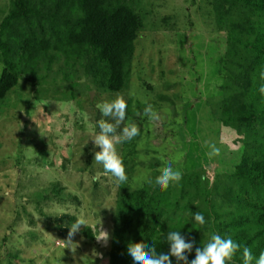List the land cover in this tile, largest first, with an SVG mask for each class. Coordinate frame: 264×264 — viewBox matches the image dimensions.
Returning <instances> with one entry per match:
<instances>
[{"label":"rangeland","instance_id":"374dc122","mask_svg":"<svg viewBox=\"0 0 264 264\" xmlns=\"http://www.w3.org/2000/svg\"><path fill=\"white\" fill-rule=\"evenodd\" d=\"M121 1L143 26L135 41L129 83L119 93L98 85L73 51L57 53L46 20L17 22L1 38L26 73L0 103V264H109L121 191L94 161L100 149L92 140L100 131L98 121L114 123L102 116L98 105L117 95L128 105L117 133L133 123L140 128L139 135L116 145L132 190L154 188L161 169L169 165L182 176L200 169L208 176L197 189L188 179L169 185L170 204L164 207L168 232L194 240V249L203 247L213 234L230 236L232 229L224 223L242 212L237 198L246 185L233 174L245 137L244 123L235 119L241 108L235 106L244 97L235 93L244 84L250 87L253 69L259 70L257 54L242 41H258L244 29H229L228 19H248L257 26L261 15L230 0ZM36 3L40 8V0ZM11 8L12 0H0V25ZM31 31L51 43V63L46 54L30 66L20 59ZM230 35L241 43L231 41ZM0 65L1 77L5 65ZM149 105L156 119L145 114ZM253 128L264 143V116H256ZM208 145H215L220 154L209 156ZM97 175L99 180L93 179ZM247 191L264 204V186H248ZM197 211L205 217L203 226L194 220ZM73 218L83 219L85 226L68 244ZM212 223L217 230L211 229ZM87 227L95 238L106 231L109 239L90 240L82 233ZM229 264L239 263L232 259Z\"/></svg>","mask_w":264,"mask_h":264},{"label":"trees","instance_id":"16d2710c","mask_svg":"<svg viewBox=\"0 0 264 264\" xmlns=\"http://www.w3.org/2000/svg\"><path fill=\"white\" fill-rule=\"evenodd\" d=\"M41 1L39 8L36 0H12V8L0 25L2 49L0 62L5 65V71L0 77V103L18 85L19 78L26 73V69L19 70L18 65L12 60L13 53L9 44L3 42L1 38L13 29L15 23L26 22L29 25L32 20H46L50 34L55 37L57 53L69 49L83 58L87 73L98 85L107 87L111 93H119L126 89L135 53V41L143 26L142 20L133 9L121 0H50L49 7L46 0ZM229 3L235 7L245 6L256 10L261 15V23L257 26L248 19L237 21L233 18L228 19L229 29L241 31L244 29L245 33H251L258 41L254 44L249 40L242 41L257 54L256 66L259 70L256 73V68L253 69L254 79H250V87H245L244 84L240 93H235L244 97L243 101L235 106L238 110L241 108L235 119L239 118V121L244 123L245 137L243 152L236 157L239 162L233 177L241 179L246 188L241 191V197L237 198L242 212L224 223L226 228L232 229L230 237L241 246L233 260L244 264L242 255L244 247L250 248L256 258L264 252V204L254 201L247 191L248 186L255 188L264 186V143L253 128L256 116H264L262 91L264 75H261L264 73V0H230ZM57 22L61 28L56 29ZM229 37L231 41L241 43L237 37L233 35ZM50 44L49 41L39 40L37 34L31 31L22 48L20 59L25 65L30 66L40 54H46L51 63L54 59L48 55ZM229 63L239 62L229 59ZM255 84L258 85V89ZM126 165L129 166L130 161ZM203 171L204 169L192 171L182 176V180L185 182L188 179V182H192L193 187L197 189L202 177L208 178ZM120 191V201L114 214L113 244L107 255L109 264H134L127 251L130 241L150 245L155 249L154 255L157 256L167 253L170 250L166 239L169 233L167 230L169 213L164 207L170 204L169 187L162 191L156 184L154 188L153 185H147L142 189L132 190L125 182L120 184ZM203 193L205 202L211 203L208 190ZM71 220L75 222L76 218ZM209 225L213 231V227L218 229L215 223ZM82 233L90 240H96L91 227H87ZM194 258L193 248L188 254V259L191 261ZM172 261L176 264L174 257ZM254 263L256 259L252 261V264Z\"/></svg>","mask_w":264,"mask_h":264},{"label":"clouds","instance_id":"9594fccd","mask_svg":"<svg viewBox=\"0 0 264 264\" xmlns=\"http://www.w3.org/2000/svg\"><path fill=\"white\" fill-rule=\"evenodd\" d=\"M0 65V71L3 69ZM264 91V89H262ZM102 116L110 117L113 122L101 119L98 121L99 133L92 140L94 147L100 150L94 153V161L97 164H102L104 174H111L114 182L117 184L125 183L128 180L126 168L123 163V158L118 154L116 145L124 141L131 140L140 134V128L136 124L125 126L121 133H117V129L125 121L127 113V102L122 95H117L111 101H105L98 105ZM145 114L156 119V114L153 112L151 105L145 108ZM211 151L209 156H218L220 150L215 145H208ZM93 179L99 180V175ZM182 179L180 171H174L169 165L161 169V174L156 177L155 183L159 185L162 191H166L171 183H178ZM204 179V177H202ZM194 220L201 226L206 221L205 217L200 213H194ZM85 226L83 219H77L71 224L68 232L67 243H73V237L79 232L81 226ZM98 241L103 240L105 243L109 239V234L103 231L100 237H96ZM167 242L170 250L167 253H161L158 256L154 255L155 249L143 242H128L127 251L132 257L134 264H173L172 258L176 260V264H229L235 254L240 250V244L234 241L230 236L222 237L219 234H213L203 247L195 248V258L189 261L188 254L193 251L195 241L187 240L181 232L172 231L167 235ZM95 256L99 253L93 252ZM244 264H252L254 259L252 251L248 247L243 248ZM256 259V264H264V252H261Z\"/></svg>","mask_w":264,"mask_h":264},{"label":"water","instance_id":"95a60500","mask_svg":"<svg viewBox=\"0 0 264 264\" xmlns=\"http://www.w3.org/2000/svg\"><path fill=\"white\" fill-rule=\"evenodd\" d=\"M25 120V119H24Z\"/></svg>","mask_w":264,"mask_h":264}]
</instances>
